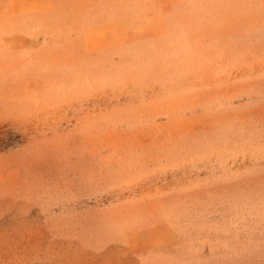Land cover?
Instances as JSON below:
<instances>
[{
  "label": "rangeland",
  "instance_id": "374dc122",
  "mask_svg": "<svg viewBox=\"0 0 264 264\" xmlns=\"http://www.w3.org/2000/svg\"><path fill=\"white\" fill-rule=\"evenodd\" d=\"M0 264H264V0H0Z\"/></svg>",
  "mask_w": 264,
  "mask_h": 264
}]
</instances>
